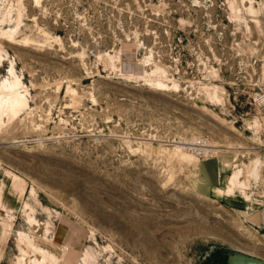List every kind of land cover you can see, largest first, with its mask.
Listing matches in <instances>:
<instances>
[{"label":"rangeland","instance_id":"374dc122","mask_svg":"<svg viewBox=\"0 0 264 264\" xmlns=\"http://www.w3.org/2000/svg\"><path fill=\"white\" fill-rule=\"evenodd\" d=\"M0 55V264L264 260V0H0Z\"/></svg>","mask_w":264,"mask_h":264},{"label":"bare ground","instance_id":"6f19581e","mask_svg":"<svg viewBox=\"0 0 264 264\" xmlns=\"http://www.w3.org/2000/svg\"><path fill=\"white\" fill-rule=\"evenodd\" d=\"M1 59H2V56L0 55V61H1ZM17 82H16V84L14 83L10 87L5 85V84L0 87V125L3 123L2 119L4 116H8L9 118H14L20 112V110L22 109V106L27 104V100H26L25 96L17 88ZM6 95L10 96L11 99L7 100ZM9 120H11V119H9ZM239 175H240V171H237L234 174H232V176L230 178V183H231V187L229 189L230 191H233L234 187L237 185V183L240 182ZM42 254H43V259L41 260V259L36 258L35 264H45V261L47 258H49V256L46 253H42ZM243 257H244V255H242V254L231 255V262L233 264H240V261L238 262V260L242 259ZM247 257H251V256H247ZM85 258L88 259V254ZM252 258L256 259L255 257H252ZM50 259H51L50 263H58V257L56 255H54V254L50 255ZM260 260L259 259L256 260V264H264V262L263 263L259 262ZM262 261H264V260H262ZM23 263H24L23 260H21V264H23ZM89 263H90V261H89Z\"/></svg>","mask_w":264,"mask_h":264},{"label":"trees","instance_id":"16d2710c","mask_svg":"<svg viewBox=\"0 0 264 264\" xmlns=\"http://www.w3.org/2000/svg\"><path fill=\"white\" fill-rule=\"evenodd\" d=\"M224 252V248H217L216 250H214L211 254V256L206 260V264L213 258L215 257H218L221 259V261L224 263V264H229L228 263V258H227V255H222V253Z\"/></svg>","mask_w":264,"mask_h":264},{"label":"water","instance_id":"95a60500","mask_svg":"<svg viewBox=\"0 0 264 264\" xmlns=\"http://www.w3.org/2000/svg\"><path fill=\"white\" fill-rule=\"evenodd\" d=\"M253 256H251V257H247L246 255H244V257L242 258V259H240V260H238V262L240 261V264H256V260H258L259 258H256V259H254V258H252ZM260 260V259H259ZM259 262H264V261H262V260H260ZM228 263L229 264H233L232 262H231V256H230V258H228Z\"/></svg>","mask_w":264,"mask_h":264}]
</instances>
